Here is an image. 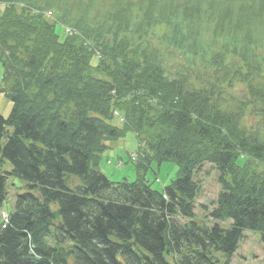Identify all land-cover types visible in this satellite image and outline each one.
Segmentation results:
<instances>
[{"label": "trees", "instance_id": "16d2710c", "mask_svg": "<svg viewBox=\"0 0 264 264\" xmlns=\"http://www.w3.org/2000/svg\"><path fill=\"white\" fill-rule=\"evenodd\" d=\"M0 63V209L24 181L0 264H229L247 229L264 253V0H0ZM129 130L137 178L115 182L99 154ZM153 160L178 167L162 191Z\"/></svg>", "mask_w": 264, "mask_h": 264}, {"label": "rangeland", "instance_id": "374dc122", "mask_svg": "<svg viewBox=\"0 0 264 264\" xmlns=\"http://www.w3.org/2000/svg\"><path fill=\"white\" fill-rule=\"evenodd\" d=\"M50 17L53 15L47 13ZM56 32L60 39H64L66 35L65 29L56 24ZM3 73V67L0 63V85ZM12 107L11 100L0 91V115L7 117ZM111 123L115 126L122 127V119L118 114H115ZM9 132L11 127H7ZM6 140V135L1 138V144ZM139 151L138 139L133 131H127L125 135L113 141L108 142L106 150L99 154L98 167L112 181H122L127 179L134 181L137 178L135 167V155ZM243 155L237 160L241 164ZM3 167L10 169V163L4 162ZM177 165L174 162L163 161L158 164L156 161H151L149 166L144 171V178L150 183L151 187L162 191L164 186L169 184L177 174ZM199 191L195 199V218L197 220H206L211 222L207 217V210H210L217 199L218 193L221 190V185L218 182V171L208 162L203 163L200 170L195 174ZM8 196L4 206L0 209V222H4V215L12 209L15 195L24 189V181L13 177L8 180ZM8 214V213H7ZM178 221L183 223L186 219L178 217ZM225 223V222H222ZM169 258V257H168ZM264 260L263 245L261 235L257 231L244 230L243 237L239 242L238 249L233 254L229 264H262Z\"/></svg>", "mask_w": 264, "mask_h": 264}, {"label": "built area", "instance_id": "2783aa9c", "mask_svg": "<svg viewBox=\"0 0 264 264\" xmlns=\"http://www.w3.org/2000/svg\"><path fill=\"white\" fill-rule=\"evenodd\" d=\"M4 221H5V222L7 221V216H6V215H4Z\"/></svg>", "mask_w": 264, "mask_h": 264}]
</instances>
